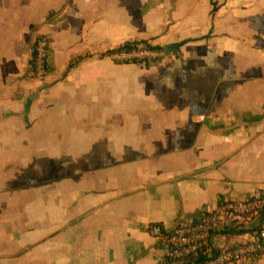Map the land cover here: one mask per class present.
I'll list each match as a JSON object with an SVG mask.
<instances>
[{
  "label": "crops",
  "instance_id": "0c3cea01",
  "mask_svg": "<svg viewBox=\"0 0 264 264\" xmlns=\"http://www.w3.org/2000/svg\"><path fill=\"white\" fill-rule=\"evenodd\" d=\"M139 41L175 50L109 56ZM259 188L264 0H0V264H158L152 225ZM262 227L230 219L207 252Z\"/></svg>",
  "mask_w": 264,
  "mask_h": 264
},
{
  "label": "built area",
  "instance_id": "2783aa9c",
  "mask_svg": "<svg viewBox=\"0 0 264 264\" xmlns=\"http://www.w3.org/2000/svg\"><path fill=\"white\" fill-rule=\"evenodd\" d=\"M49 49L48 37L45 34L38 35L32 45L31 56V74L38 81H44L49 75ZM164 55L162 49L152 48L141 41L128 47L120 46L109 53L115 60L147 63H155ZM263 209L264 189L259 188L247 199H224L215 209L195 214L177 223L171 230L158 223L152 225V234L160 238L164 245L158 264H234L264 253V227L249 242L207 252L212 233L228 220L258 215Z\"/></svg>",
  "mask_w": 264,
  "mask_h": 264
},
{
  "label": "trees",
  "instance_id": "16d2710c",
  "mask_svg": "<svg viewBox=\"0 0 264 264\" xmlns=\"http://www.w3.org/2000/svg\"><path fill=\"white\" fill-rule=\"evenodd\" d=\"M141 42H144V43H146V45H148V46H150L149 44H147V42H145V41H141ZM137 42H132V43H125L124 44V47H128V46H131V45H134V44H136ZM150 47H152V48H155V49H161L160 47H154V46H150Z\"/></svg>",
  "mask_w": 264,
  "mask_h": 264
},
{
  "label": "water",
  "instance_id": "95a60500",
  "mask_svg": "<svg viewBox=\"0 0 264 264\" xmlns=\"http://www.w3.org/2000/svg\"><path fill=\"white\" fill-rule=\"evenodd\" d=\"M175 50V47L172 45L165 46V53L168 54L170 51Z\"/></svg>",
  "mask_w": 264,
  "mask_h": 264
}]
</instances>
